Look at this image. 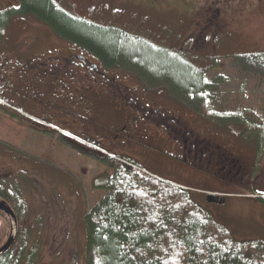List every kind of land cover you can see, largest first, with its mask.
Listing matches in <instances>:
<instances>
[{
  "label": "rangeland",
  "instance_id": "1",
  "mask_svg": "<svg viewBox=\"0 0 264 264\" xmlns=\"http://www.w3.org/2000/svg\"><path fill=\"white\" fill-rule=\"evenodd\" d=\"M54 1L67 14L77 18L84 17L100 26L118 27L127 36L147 38L154 44L172 46L174 49L183 46L186 50L185 57L204 68L206 80L217 82L220 112L224 113L223 115H238L236 118H212L206 111L199 115L194 109H189L186 102L172 98L166 88H146L132 73L111 68L110 73L115 74L114 82L123 86H134L141 92V100L145 106L160 109L162 113L146 116L145 112L136 111L126 105L121 111L139 117L137 121L132 120L129 123L130 127L141 128L142 135L135 138V135L125 134L122 138L100 139L97 142L101 146L117 145L116 155L134 162L146 174L187 188L193 200L208 210L218 223L227 227L236 241L253 240L264 243V201L263 205L256 206L239 200L250 196L264 197V194L260 193H264L263 153L257 152L252 173L240 182L241 184L214 185L205 178L187 174L186 171L173 166V163L182 164L179 156L183 155L177 153L180 149L174 145L172 136H169L187 127L188 130H195L203 139L224 143L223 149L229 147L228 142L235 146L239 144L248 147L254 152L263 145L264 127L255 124L264 123V0ZM19 5L20 0H0V30L15 34L24 40L19 44L24 52L15 50L20 53H53L52 59L44 60V66H50V72L54 74L62 73L61 69L54 68V65L59 63L66 65L64 70L68 72L77 69L87 70L88 74L81 72L68 81L66 78L68 83L63 85L65 90L61 97L50 99V96L40 92L31 80L22 79L31 74L24 70L23 66L17 68L14 73L0 68V143L5 145L4 139L8 137L23 143L19 148L20 152H16V158L20 161L24 159L38 162L33 164L39 167L31 173L11 172L7 166L15 164L18 160L0 153V176L9 178V189L5 183L4 190L13 197L10 203L15 208L22 228L21 244L26 234L30 238V244L40 236L45 237L41 244L43 250L39 264H51L55 255L60 253L61 248L58 245L65 238L58 234L57 228L63 224L57 225L55 220H67L69 242L74 246L73 250L76 248L78 251L79 264H86L88 244L85 217L88 209L96 205L106 193L102 189H95L94 186L113 171L101 161L103 157L94 154L89 146L81 144L75 137L69 136L68 128L53 120L49 125L60 129L62 142L58 139L56 142L55 139L51 144L52 138L48 135H37V127L32 125L39 126L41 123H38L37 117L31 118L29 114L38 115L36 112L39 108L36 107L39 106L35 104H42L50 109L48 115L57 121L59 118L70 120L74 114H79L82 118L90 116V108L86 107L91 103L87 98L92 97L96 89L91 77L95 76L93 80L100 77L97 73L91 74L89 71L92 67L89 64H81L84 61L80 57L88 59L91 65L97 60L81 47L68 45L55 37V32L49 24L42 22L37 16H21L14 13L6 16L1 13L2 10L18 8ZM7 20H10V24L3 26ZM192 42L195 44L194 48ZM70 51H73L74 55L68 58ZM77 63L81 66L71 68L72 64ZM103 80L104 83L108 82ZM99 84L104 85L101 82ZM67 96H70V99L66 100ZM30 99L33 102L30 103ZM53 110H56L59 116ZM101 117L90 120L89 124L95 125V121ZM99 120L102 123L97 122L96 125L106 128L107 118ZM25 125L32 129H25ZM117 126H121L119 119ZM253 126L260 127L258 140L251 138L253 131L249 127ZM211 130L223 132V137L217 140ZM175 137L177 141L181 140L179 136ZM41 162L43 164L40 167ZM194 162L196 165L202 164L200 159H195ZM207 168L206 163L204 171ZM209 193L229 195L231 200L228 205L212 204L208 201ZM5 200L0 196V202ZM49 207L56 208L55 215L48 213ZM4 218L5 215L1 214L0 229L8 228L9 223L7 218ZM3 233L1 231L0 240L4 242ZM68 256L70 253H66V258Z\"/></svg>",
  "mask_w": 264,
  "mask_h": 264
},
{
  "label": "trees",
  "instance_id": "2",
  "mask_svg": "<svg viewBox=\"0 0 264 264\" xmlns=\"http://www.w3.org/2000/svg\"><path fill=\"white\" fill-rule=\"evenodd\" d=\"M1 13L6 16L13 13L37 16L49 24L55 37L92 55L102 70H126L146 88L157 90L164 87L172 98L186 102L189 109H194L199 115L207 112L212 118L238 116L220 112L217 82L206 80L204 68L185 57L183 46L174 49L172 46L154 44L147 38L127 36L118 27L100 26L84 17L67 14L54 0H20L18 8L2 10ZM9 21L4 22L3 26L10 24ZM4 33L5 30H0V40ZM93 92L104 95L100 100L101 105L108 106L107 109L116 115L110 119L117 126L118 107L111 106L105 96V88L96 87ZM61 95L49 96L50 99H57ZM65 99H70V96ZM100 102L98 99L94 105L89 104V108L99 107ZM38 106L37 112L35 108L33 110L41 124L31 125L38 128L36 131L39 134L62 142L60 131L48 125L51 121L48 115L50 109L46 105ZM81 139L94 143L88 137ZM92 150L103 157L101 161L113 172L94 186L106 193L88 209L85 217L88 244L86 264H264V243L236 241L227 227L218 223L208 210L193 200L187 188L150 176L124 157L106 156L94 148ZM8 179L0 176V196L15 211L10 203L13 197L4 190L5 183L8 188ZM55 211L56 208L49 207L48 213L55 215ZM6 218L9 220L8 215ZM55 221L57 225L63 224L57 230L65 239L58 245L60 253L55 255L51 264H79L78 251L76 248L73 250L67 234L69 223L67 220ZM18 223L16 238L0 254V264H39L43 250L41 244L45 237L40 236L30 244L26 234L21 244L22 228ZM3 230L8 228L0 229V233ZM66 253H70L68 258Z\"/></svg>",
  "mask_w": 264,
  "mask_h": 264
},
{
  "label": "flooded vegetation",
  "instance_id": "3",
  "mask_svg": "<svg viewBox=\"0 0 264 264\" xmlns=\"http://www.w3.org/2000/svg\"><path fill=\"white\" fill-rule=\"evenodd\" d=\"M1 42V40H0ZM52 54V55H50ZM20 53L17 50H12L9 52L6 51H0V68L2 69L6 68L7 71L14 73V71L19 67H24V70H28L31 74L27 75L26 78H22L24 80H31V82L37 87L40 92L46 95H61L60 91H63V85L65 83H68V79L71 80V78H74L77 74H81V72H85L88 74V71L85 70H70L69 72L64 70V67H67L66 65H63L62 63H59V65H54L57 70L61 69L60 74H54L50 72V66H44V60L45 59H52L53 53ZM48 55L50 57L48 58ZM74 53H70L68 55V58L73 56ZM84 62L81 63L83 65L89 64L92 67V70L89 71L92 73H97V75L100 77L99 79L103 80L106 79L108 82L106 83V86L108 88V91H106V97L109 99V102L112 107L116 108L118 107L117 111L118 117L117 119L120 120L121 126H116L115 130L121 134H123V137L125 134H128L129 136L135 135L134 137H138L142 135L141 128H134L130 127V123L132 120L137 121L139 117L135 114L132 115L130 112H123L121 111L122 108H124L126 105H129L135 110L140 112H145L146 116H153L155 113H162L160 109L153 108L152 106H145L143 100H141V92L139 90H136L134 86L124 85L123 84H117L114 82L115 74H112L106 70H102L100 66L96 63L90 64L88 62V59H85L83 57H80ZM72 62V61H71ZM80 63L72 64L71 68L79 67L81 66ZM75 66V67H74ZM67 78V81L65 79ZM105 86V85H104ZM104 86H102L104 88ZM137 88V87H136ZM110 89V90H109ZM104 96V95H103ZM99 96V93H93V96L88 98L91 105H94V102H96L98 99L99 101L102 100L104 97ZM144 97V96H143ZM102 98V99H101ZM109 106V107H111ZM122 107V108H121ZM108 108V106H107ZM106 107L100 105L99 108L101 111H104L107 109ZM96 110V108H95ZM121 113V114H120ZM144 114V115H145ZM141 116V115H140ZM125 120V121H124ZM126 124H124V123ZM178 123V121H175ZM134 125L136 124L133 122ZM143 123V122H142ZM146 124V123H144ZM256 126H262L264 127V123H258L255 124ZM147 127V125H145ZM180 127V126H179ZM254 127V126H253ZM249 127L252 129L251 138H254L255 140H258L259 132L258 130L260 127ZM146 128H143V130ZM210 130V129H209ZM215 138L218 140L220 137H223V132H218L217 130H211ZM133 133V134H130ZM170 133V132H169ZM198 133L195 130H188L187 127H183L182 130H179L174 135L170 134L169 136H172L174 145L177 146L180 155H183V157L179 156V159L182 161V164L173 163L174 167L177 169H181L183 171H186L187 174H191L193 176H199L202 178H205L208 180L210 184H221V185H239L240 182H243V180L249 176L251 171L253 170L255 163H256V157L257 152L259 154L263 153V159H264V143L262 146H260L259 149L254 152V150L243 147L242 145L240 147L235 146L228 142L229 147H226L223 149L224 143H218V142H212L208 138H201L197 135ZM175 136H179L181 138L180 141H177V138ZM219 136V137H218ZM237 140L238 137H237ZM233 141V140H232ZM236 141V140H235ZM233 141V142H235ZM240 142V140H239ZM227 146V143H225ZM232 148H235L232 149ZM245 148V149H244ZM223 149V150H222ZM226 149V150H225ZM236 154H235V153ZM251 152V153H249ZM234 155H233V154ZM233 156V157H230ZM196 160H201V165H196L194 162ZM207 163L208 168L206 171H204V166ZM261 194H264L263 191L260 192ZM229 196V195H228ZM226 196L225 199L221 198L217 202H210L212 204H229L230 200L229 197ZM246 199H239L242 203H252L256 206L263 205L264 197H245ZM260 201V202H258ZM262 201V202H261ZM4 214V213H2ZM8 226V225H7ZM4 229V228H3ZM10 226H8V231H4V238L5 241L0 244V247L2 248L9 240L10 237H8ZM10 236V235H9ZM6 242V243H5ZM5 243V244H4ZM4 244V245H3ZM0 248V250H1Z\"/></svg>",
  "mask_w": 264,
  "mask_h": 264
},
{
  "label": "crops",
  "instance_id": "4",
  "mask_svg": "<svg viewBox=\"0 0 264 264\" xmlns=\"http://www.w3.org/2000/svg\"><path fill=\"white\" fill-rule=\"evenodd\" d=\"M23 41L24 40L20 39L15 34L13 35V34L4 33V35L1 39V42H0V51H3V52L6 51V52L10 53V51L17 49L18 51L24 52L23 47L19 46V44H21ZM94 78H95V76H92L91 81L96 84L97 88H100V87L105 85L104 86L105 91H108L106 83H104V80H101L99 78L93 80ZM97 80H98V82L100 81L104 85L99 84L100 82L99 83L96 82ZM74 90H75V87H74ZM63 91H60V93L63 94L62 93ZM69 91H71V89H69ZM96 93H98V92H96ZM87 100H88V98H87ZM29 102L31 103L33 101L30 99ZM88 102H89V100H88ZM102 104H103V102H102ZM35 105H37V104H35ZM100 105H101V102H100L99 106ZM86 108L88 109L89 107H86ZM95 108H96V110H95ZM54 113H56L58 115L56 110L54 111ZM90 114L91 115L88 116L87 118H82L79 114H74L70 120L69 119H60V118H59V121L55 120L54 118H51V120L55 121L59 125H63L66 128H68L67 131L69 132V134L77 136V137L80 136L81 138L88 137V138L94 140V144L96 143L97 145L100 144L97 142L100 139L106 140L107 138L108 139L109 138H116L117 139V137L118 138L123 137V134L119 133L118 130L117 131L115 130V128H116L115 123H113L110 118H112L113 116L115 117L116 115H113V113H111L110 110L105 109L104 111H101L100 109H97V107H94V109L93 108L90 109ZM101 116L108 119V122L106 123L107 124L106 128H102V127L96 125L97 122H101L99 120V119L103 118ZM98 117H101V118H99L95 121V125L89 124L90 120L96 119ZM124 124H126V123H124ZM24 128L28 129V130L32 129L30 127L29 128L26 127V125L24 126ZM36 133H37V135H40V136L42 134V133L39 134L38 132H36ZM53 140H55L54 137L52 138L51 144H52ZM4 144L5 145H2L0 143V153L5 154L7 157L10 156L9 158L17 159L16 158V152H20L19 148H21L23 143H18L15 140L8 137L7 139H4ZM99 146H101V145H99ZM101 147L106 152L110 153L113 157H118L116 155L117 152L115 150V149H117V145H116V147L103 146V145ZM31 156H33V155H31ZM33 163H38V162H34L32 160L26 161L24 159H21V161L18 160L15 164H11L7 167L9 168L8 169L9 171L14 172V173H17V172L21 173V171H27V172L31 173V172H33L34 169L39 168V167H35V165ZM41 164H43V162L40 163V167H41ZM20 173H18V174H20ZM15 175L16 174H12V176H15Z\"/></svg>",
  "mask_w": 264,
  "mask_h": 264
},
{
  "label": "water",
  "instance_id": "5",
  "mask_svg": "<svg viewBox=\"0 0 264 264\" xmlns=\"http://www.w3.org/2000/svg\"><path fill=\"white\" fill-rule=\"evenodd\" d=\"M223 196L220 194H212L209 193L208 194V201L209 202H217L219 199H221ZM0 210H2L3 212H5L10 219V226H11V233H10V239L9 241L2 247V249L0 250V254L3 252V250L7 249V246L10 245L13 240L16 238L17 232H18V218L17 215H15L14 210L7 205L5 202H0Z\"/></svg>",
  "mask_w": 264,
  "mask_h": 264
}]
</instances>
